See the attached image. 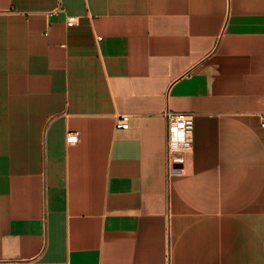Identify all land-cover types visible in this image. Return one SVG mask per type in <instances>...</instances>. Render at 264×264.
<instances>
[{
	"label": "crops",
	"instance_id": "0c3cea01",
	"mask_svg": "<svg viewBox=\"0 0 264 264\" xmlns=\"http://www.w3.org/2000/svg\"><path fill=\"white\" fill-rule=\"evenodd\" d=\"M262 113L264 0H0V264H264Z\"/></svg>",
	"mask_w": 264,
	"mask_h": 264
},
{
	"label": "built area",
	"instance_id": "2783aa9c",
	"mask_svg": "<svg viewBox=\"0 0 264 264\" xmlns=\"http://www.w3.org/2000/svg\"><path fill=\"white\" fill-rule=\"evenodd\" d=\"M77 22L75 15H69L67 18L68 25H74ZM167 120V156L172 161L177 156L188 153L194 145V117L192 113L178 112L167 110L165 112ZM130 115L120 113L117 118V126L121 128L129 127ZM261 125L264 127V113L261 115ZM79 134L69 132L67 134L68 142H77ZM176 169L171 168V171Z\"/></svg>",
	"mask_w": 264,
	"mask_h": 264
}]
</instances>
